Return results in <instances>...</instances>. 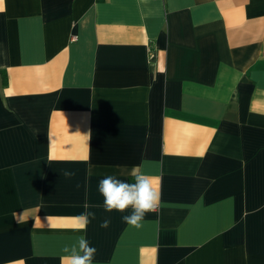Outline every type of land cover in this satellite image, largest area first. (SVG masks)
<instances>
[{
  "label": "crops",
  "instance_id": "0c3cea01",
  "mask_svg": "<svg viewBox=\"0 0 264 264\" xmlns=\"http://www.w3.org/2000/svg\"><path fill=\"white\" fill-rule=\"evenodd\" d=\"M3 6L0 264H61L86 204L94 264H264V0ZM137 165L140 229L98 191Z\"/></svg>",
  "mask_w": 264,
  "mask_h": 264
},
{
  "label": "clouds",
  "instance_id": "9594fccd",
  "mask_svg": "<svg viewBox=\"0 0 264 264\" xmlns=\"http://www.w3.org/2000/svg\"><path fill=\"white\" fill-rule=\"evenodd\" d=\"M4 10L3 0H0V12ZM88 136L90 139V135ZM74 175V171H64L66 177ZM130 176L131 182L119 179L116 175H106L99 180L98 191L103 197V208L106 212H128L129 214L122 216L123 222L131 228L140 229L143 227L145 216L157 212L160 208V180L145 174L139 165L132 168ZM84 207L85 211L74 218L73 227L75 231L85 235L78 236L75 244L63 249L65 255L61 257V264H94L97 249L90 245L86 230L96 215L88 209L96 206L86 204ZM110 223V219L105 218L100 227L108 228Z\"/></svg>",
  "mask_w": 264,
  "mask_h": 264
},
{
  "label": "trees",
  "instance_id": "16d2710c",
  "mask_svg": "<svg viewBox=\"0 0 264 264\" xmlns=\"http://www.w3.org/2000/svg\"><path fill=\"white\" fill-rule=\"evenodd\" d=\"M0 83L2 85H5L7 83V76L6 73L2 70H0Z\"/></svg>",
  "mask_w": 264,
  "mask_h": 264
}]
</instances>
